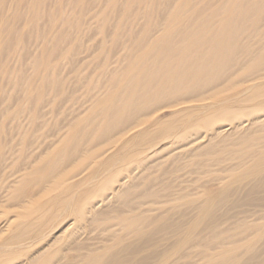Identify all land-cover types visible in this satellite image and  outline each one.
Wrapping results in <instances>:
<instances>
[{
  "label": "bare ground",
  "instance_id": "1",
  "mask_svg": "<svg viewBox=\"0 0 264 264\" xmlns=\"http://www.w3.org/2000/svg\"><path fill=\"white\" fill-rule=\"evenodd\" d=\"M0 264H264V0H0Z\"/></svg>",
  "mask_w": 264,
  "mask_h": 264
}]
</instances>
